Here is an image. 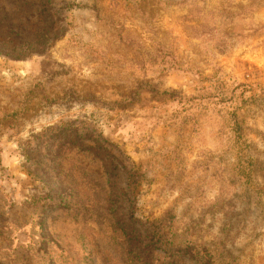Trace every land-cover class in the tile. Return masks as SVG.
Returning a JSON list of instances; mask_svg holds the SVG:
<instances>
[{
    "label": "rangeland",
    "instance_id": "obj_1",
    "mask_svg": "<svg viewBox=\"0 0 264 264\" xmlns=\"http://www.w3.org/2000/svg\"><path fill=\"white\" fill-rule=\"evenodd\" d=\"M0 264H264V0H0Z\"/></svg>",
    "mask_w": 264,
    "mask_h": 264
}]
</instances>
